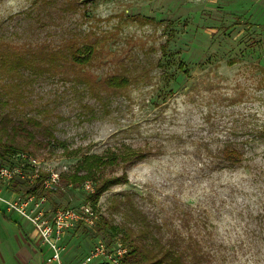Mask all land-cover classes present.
<instances>
[{
    "label": "rangeland",
    "instance_id": "obj_1",
    "mask_svg": "<svg viewBox=\"0 0 264 264\" xmlns=\"http://www.w3.org/2000/svg\"><path fill=\"white\" fill-rule=\"evenodd\" d=\"M0 34L11 50L34 52L35 64L49 67L27 69L21 83L16 75L0 78L1 91L22 93L10 110L49 125L80 152L68 157L58 148L50 156L41 149L35 156L42 166L69 171L83 153L123 145L149 152L127 167V183L100 195L99 218L132 225L124 208L112 206L126 196L132 201L133 192L164 231L178 229L188 208L205 221L220 250L217 264H264V219L257 218L264 215V0H0ZM82 45L92 47L89 60L69 65L67 51ZM77 78L99 84L86 91ZM227 140L243 148L240 165L218 164L215 150ZM13 154L0 166L13 163ZM15 182L5 197L28 186ZM42 196L36 208L49 215L89 194L60 179ZM34 204L25 205L27 213ZM116 237L107 228L67 231L65 264Z\"/></svg>",
    "mask_w": 264,
    "mask_h": 264
},
{
    "label": "trees",
    "instance_id": "obj_2",
    "mask_svg": "<svg viewBox=\"0 0 264 264\" xmlns=\"http://www.w3.org/2000/svg\"><path fill=\"white\" fill-rule=\"evenodd\" d=\"M3 41V36L0 34V78L16 75L21 79V83L24 81L21 76L27 69L31 72L49 71L48 66L40 67L35 64L34 52L29 51L23 54L11 50L9 45L3 44ZM91 54L92 47L82 45L75 49L71 47L65 58L70 61L69 65H77L87 62ZM30 79L31 77H28L27 80ZM76 80V85L82 86L86 91L93 90L94 86L99 84L96 81L88 82L84 78ZM108 84L111 87L114 86L112 78L108 80ZM21 96L20 90H0V158H3L4 154L19 151L35 156L36 152L41 149H46L48 155L51 156L56 153L58 148L68 157L80 154L79 149H69L65 141L57 138L49 125L40 123L35 117L24 115L21 111H11L13 104L19 101ZM95 101L98 103L97 100ZM82 108L88 109V112L91 113L95 109L87 103L82 104ZM148 154L149 152L145 149L131 148L126 145L113 149L107 148L102 154L83 153L81 159L71 170L60 173V179L75 187L85 180L93 181L94 192L89 193L86 201H89L95 208L100 195L111 185L128 182L127 167L143 160ZM243 155V148L228 140L215 150L218 164L225 167L240 165L244 160ZM118 166L122 170L120 175L113 176L105 173L107 168L115 169ZM45 176L46 173H40L35 182L26 186L23 192L33 193L37 197L49 194L50 191L42 186ZM15 181L11 182L14 187L16 186ZM13 190L18 192L16 188ZM135 195L136 193L132 192V201L129 196H126V200L114 201L112 206V210L116 212H121L120 208H124L122 214L132 220L130 221L132 225L113 224L106 217L100 216L94 226V230L97 232L107 228L112 234H120L121 237L116 238H120L128 246L127 254L117 264H217L220 250L215 246L211 237L212 232L208 231L205 221L203 222L201 219L195 221L192 211L188 208L181 217L178 229L171 228L164 231L163 224L151 219L139 208L134 200ZM257 218L264 219V215L259 214ZM193 219L194 223H192ZM206 220L208 219L206 218ZM263 229V225L260 224V234ZM202 232L204 234L201 235ZM253 232L254 230H252V234Z\"/></svg>",
    "mask_w": 264,
    "mask_h": 264
},
{
    "label": "built area",
    "instance_id": "obj_3",
    "mask_svg": "<svg viewBox=\"0 0 264 264\" xmlns=\"http://www.w3.org/2000/svg\"><path fill=\"white\" fill-rule=\"evenodd\" d=\"M13 163L0 166V202L8 209L15 210L32 223L36 229L41 243L47 247L50 253L44 258V264H65L63 255L65 246L64 235L67 231L78 226L94 230L98 221V213L89 201H85L77 207H59L53 209L49 215H44L40 210L33 193H17L12 191L13 197H5L2 189L6 188L13 180L25 182L31 185L35 182L40 173H46L42 180V186L47 191L56 189L60 181L59 171L41 165L37 156L28 152L19 151L13 154ZM29 172H27V170ZM64 172V171H62ZM87 194L94 192L93 183L85 180L79 185ZM35 203L31 213H27L25 205ZM128 252V246L120 239L114 238L111 241L97 240L88 251L85 258L77 264H91L93 262L117 264Z\"/></svg>",
    "mask_w": 264,
    "mask_h": 264
},
{
    "label": "crops",
    "instance_id": "obj_4",
    "mask_svg": "<svg viewBox=\"0 0 264 264\" xmlns=\"http://www.w3.org/2000/svg\"><path fill=\"white\" fill-rule=\"evenodd\" d=\"M49 253L32 223L0 202V264H44Z\"/></svg>",
    "mask_w": 264,
    "mask_h": 264
}]
</instances>
